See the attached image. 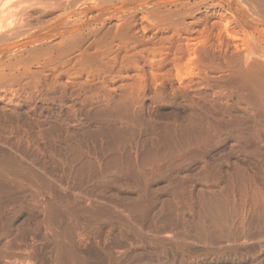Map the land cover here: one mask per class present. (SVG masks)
Masks as SVG:
<instances>
[{
	"label": "bare ground",
	"instance_id": "obj_1",
	"mask_svg": "<svg viewBox=\"0 0 264 264\" xmlns=\"http://www.w3.org/2000/svg\"><path fill=\"white\" fill-rule=\"evenodd\" d=\"M0 264H264V0H0Z\"/></svg>",
	"mask_w": 264,
	"mask_h": 264
}]
</instances>
